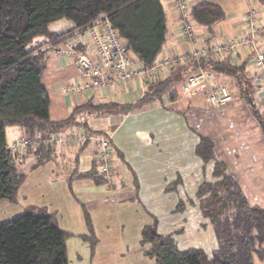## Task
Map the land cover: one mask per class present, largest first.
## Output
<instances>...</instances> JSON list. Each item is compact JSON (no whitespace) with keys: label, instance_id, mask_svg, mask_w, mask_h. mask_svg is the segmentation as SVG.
Wrapping results in <instances>:
<instances>
[{"label":"crops","instance_id":"0c3cea01","mask_svg":"<svg viewBox=\"0 0 264 264\" xmlns=\"http://www.w3.org/2000/svg\"><path fill=\"white\" fill-rule=\"evenodd\" d=\"M185 1L192 5V0ZM207 1L219 4L225 12V18L214 25L212 40H209L206 26L194 24L190 19L195 35L191 41L181 33L177 0H161L166 13L167 32L158 63L166 57L183 59L181 57L196 47L245 36L250 11L256 12L257 47L264 51V0ZM72 26L65 20L62 31L51 27L50 30L65 33ZM100 28L99 25L89 26L82 34L90 37ZM89 39L91 43L85 46L84 51L94 57V42L92 37ZM46 41L45 38L40 39L35 45ZM46 55L42 82L48 92L52 120L68 118L74 107L90 100L95 104L104 101L135 104L144 95L147 83L140 78L114 82L106 88L74 92L73 88L87 79L81 77L76 56L70 52L66 41L59 43ZM222 59L223 68L233 71H207L215 74L218 85L232 93L230 102L213 106L209 100L213 85L202 83L193 93L184 91V84L180 81L168 90L171 97L167 94L161 101L147 103L126 114L90 116L89 127L94 132H102L110 140L113 181L99 183L83 176L98 163L100 149L96 136L77 145L54 141L56 154L50 160L34 166L37 158L29 154L21 164L26 177L18 191L17 206L20 204L23 212L27 208H43L53 219L57 217L54 220L58 223V217L66 215L76 204L81 207L83 215L78 216L80 221L75 223L81 222L82 229L91 228L83 234L98 227L101 229L96 230L98 243L107 246L111 245L109 239L112 236L124 237L122 232L119 231L117 236V232L111 230L112 227H119L117 224L124 223L120 220L104 221V224L95 222L91 208H100L101 212H105L107 207L103 206H126L125 210H134L136 207L141 214L136 224L141 230L153 222L160 234H175L177 244L189 243L190 236L200 234L206 237L202 244L205 245L206 241L209 244L195 248L207 250L210 247L213 250L217 245L213 225L201 215L196 198L199 185L205 179H212L214 168L213 162L206 164L196 154L200 135L214 140L216 160L226 165V172L240 184L248 200L252 204L264 206L260 204L264 198V129L255 113L258 112L264 122V83L251 49H240L236 54L228 53ZM133 66L142 67L140 64ZM248 99L255 105L252 106ZM78 132L84 131L72 127L57 134L66 137ZM6 136L11 146L24 137V131L19 126H10L6 129ZM176 182L179 184L175 185ZM82 197L83 200H80ZM3 202L12 206L7 200L0 201V204ZM180 202L184 204L182 211L177 209ZM75 235L80 236L79 233ZM69 236L67 249L72 240V243L79 245V256L84 255L86 264H92L93 243L87 241L90 238ZM92 238H95L94 235ZM214 241L216 245L211 244ZM189 248L193 247H184L182 250ZM107 256H102V259L107 260Z\"/></svg>","mask_w":264,"mask_h":264},{"label":"trees","instance_id":"16d2710c","mask_svg":"<svg viewBox=\"0 0 264 264\" xmlns=\"http://www.w3.org/2000/svg\"><path fill=\"white\" fill-rule=\"evenodd\" d=\"M101 13L108 15L112 28L127 46L126 53L133 65H142L136 69H148L158 63L167 32L161 0H0V201L17 202L26 177L21 164L29 154L37 158L34 166L50 160L56 154V146L49 139L63 129L75 127L88 136L101 137L102 132L89 127L90 116L126 114L147 103L161 101L172 86L180 81L184 84L200 70L233 71L223 68L222 58L229 52L197 59L190 56L191 51L167 73L145 80L144 95L135 104L114 101L95 104L90 100L74 107L68 118L52 120L48 92L42 82L46 54L66 40L68 34L88 27ZM189 17L194 24L206 26L212 40L214 25L225 18V12L217 3L192 0ZM62 19L72 22L69 31L50 30V23ZM39 37L47 41L35 45ZM85 46L75 48L83 52ZM248 102L255 105L251 99ZM255 113L264 129L261 116ZM10 126H19L24 131V137L11 146L6 136ZM46 135L50 137L45 138ZM199 137L196 154L206 164L213 162L214 168L212 179L199 185L196 198L201 215L213 225L217 245L210 253L198 248L182 250L175 234H160L146 226L141 237L144 251L156 264H255V257L264 259V206L252 204L240 184L226 172V165L216 160L214 140ZM25 140L29 144L15 147ZM97 162L83 176L103 183ZM183 208L180 202L178 211ZM36 211L28 210L0 222V264H69V233L56 225L45 209Z\"/></svg>","mask_w":264,"mask_h":264},{"label":"built area","instance_id":"2783aa9c","mask_svg":"<svg viewBox=\"0 0 264 264\" xmlns=\"http://www.w3.org/2000/svg\"><path fill=\"white\" fill-rule=\"evenodd\" d=\"M190 4L185 0H177V7L180 10L181 21L180 29L183 37L188 40L194 39L193 25L190 21L189 14L191 11ZM255 11H250L247 15V33L245 36L237 39H228L218 44H212L209 47L193 48L190 56L194 58L218 57L225 53H237L240 49H251L254 51V61L260 71V78L264 83V51L257 47L255 24ZM99 25L100 31H95L92 35L86 36L82 31L89 26ZM86 28L76 30L65 37L66 46L70 48V52L76 56L77 66L81 77L87 79L84 83H79L73 90L74 92H85L92 89L106 88L110 84L116 82L121 83L125 80L140 78L151 79L154 75H163L172 67L176 66L180 60L186 56L179 58L166 57L155 66L148 69L133 68L132 60L127 55V46L120 40L115 30L112 28L108 15L101 13L98 17ZM94 42L95 56L92 57L86 51L76 49L77 46H85ZM202 83H209L214 86L209 100L213 106H223L233 99L232 93L224 86L218 85L216 76L210 71L200 70L198 73L191 75L183 85L184 91L195 92L196 88ZM94 136H88L84 132L72 133L69 136L61 135L52 136L49 141H56L61 144H80ZM100 143V152L97 155L99 161V173L104 181L111 183L112 180V164L110 156L112 148L108 137L101 136L96 138ZM29 144L28 140L21 144L23 146ZM32 144V143H31Z\"/></svg>","mask_w":264,"mask_h":264},{"label":"rangeland","instance_id":"374dc122","mask_svg":"<svg viewBox=\"0 0 264 264\" xmlns=\"http://www.w3.org/2000/svg\"><path fill=\"white\" fill-rule=\"evenodd\" d=\"M66 19H62V20H58V21H54L52 23H50V27L53 30H57V31H62L63 25H64V21ZM68 21V20H66ZM68 23L72 24V22L68 21ZM40 39H44L43 37H39L37 38L34 43L40 42ZM92 195V194H91ZM84 197H82V199L80 198V200H83ZM5 201V200H4ZM85 202V201H83ZM17 202L12 203V206H7L6 203H2L0 204V222L4 221V220H9V219H13L17 216H19L20 214L25 213L28 210H38L39 208H27V210L25 212H23V208L21 207V205L19 204L17 206L16 204ZM260 204H264V198L261 199ZM103 207H107V209L105 210V212H101L100 208H91V211L93 213V217L95 219V222H102V224H104V221H112V220H120L121 223L124 224H117L119 225V227H112L111 230L117 232V236L119 231L122 232L124 234L123 238H116V236H112V239L110 240V244L111 245H102L98 243V239H97V233L96 230H101L98 227H94L93 228V233L92 231L89 233H85L83 234L85 231L87 232L88 229L87 227L82 229V223H75V221H80V219L78 218V216L81 217V215H83V211L81 209L80 206H75L70 210V212H68L66 215L63 214L61 216L58 217V223L55 222L54 218L53 221L54 223L63 229L64 231H67L69 233V235H72V237H80L82 239H86V237H89L90 239H88V243L91 244V242L93 243L91 246L93 247V263L92 264H103V262H105V264H156V261L154 258L148 256L146 254V252L143 250V244L141 242V237H142V232L144 229L141 230V228L139 227V224H136V221L140 219L141 214L137 211V208L134 207V210H125L126 206H121V207H116V206H103ZM89 212V211H88ZM36 213H38V211H36ZM19 214V215H18ZM77 218V220H76ZM57 220V219H56ZM125 220V221H123ZM134 222H133V221ZM153 223V222H152ZM149 225V229H153L157 231L156 228V224L155 226L153 224ZM121 225V226H120ZM100 226V225H98ZM83 234V235H75V234ZM103 232V230L101 231ZM158 232V231H157ZM213 232L214 235L216 237L214 228H213ZM159 233V232H158ZM102 234H105L102 233ZM179 234L176 233V236ZM92 235H94L95 238H92ZM69 236V240H70ZM206 238V237H202L200 234H195L192 235L188 238L189 243H179V248L180 249H184V247H206L208 246L209 242L206 241V244H202V240ZM97 241V242H96ZM178 241L180 242V240L178 239ZM105 242V241H104ZM96 243V244H95ZM95 244V245H94ZM211 244H215L216 245V241L212 242ZM184 246V247H183ZM198 249H202V248H198ZM79 245H75L74 243H72V240L70 241L69 245H68V249H67V255H68V260H69V264H86V259L82 256H79ZM109 250V252H107ZM205 250V249H203ZM207 253H210L212 250L210 249V247L205 250ZM107 256V260H103L102 256ZM113 257V259H112ZM88 262H90V256L88 259ZM89 264V263H87ZM255 264H264V259H260L258 257H256L255 259Z\"/></svg>","mask_w":264,"mask_h":264}]
</instances>
